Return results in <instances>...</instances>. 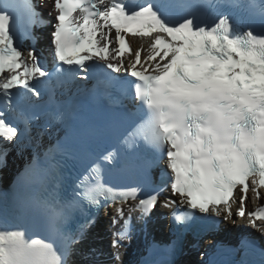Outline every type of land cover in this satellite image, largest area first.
Listing matches in <instances>:
<instances>
[{"label": "snow or ice", "instance_id": "6c2138e0", "mask_svg": "<svg viewBox=\"0 0 264 264\" xmlns=\"http://www.w3.org/2000/svg\"><path fill=\"white\" fill-rule=\"evenodd\" d=\"M206 4L207 0H51L45 18L33 0H0V165L13 149L23 156L31 148L25 168L34 171L37 183L54 182L56 168L71 173L86 145L82 141L78 147L69 146L72 105L59 111L39 105L41 86L49 85L52 93L74 79L87 62L110 80L113 73L131 78L124 83L139 101L137 110L144 119L129 135L143 137L156 150L153 162L165 160L160 183L154 184L145 169L135 186L109 187L100 178L101 162H114L117 152L105 151L90 159V167L66 197L50 206L54 214H60L59 208L70 215L76 209L84 213L85 205L97 212L115 205L111 223L119 228L111 246L116 261L121 242L131 239L133 213L146 223L158 205L173 209L178 223L196 212L232 223L246 219L245 226L264 236V205L246 208L248 199L264 197V33L251 27L234 32L227 15L208 22L201 16ZM17 10L23 11L30 27H51L52 69L41 62L34 47L22 49L12 31ZM260 11L264 15V4ZM129 34L146 38L147 47L142 43L133 51ZM104 131L97 128L91 134L103 136ZM56 155L62 159L55 160ZM42 158L52 162L41 166ZM172 197H179V204ZM180 207L186 211L180 213ZM92 223L94 213L78 230H65L58 249L45 240L26 239L24 231L7 230V220L0 219V264H74L72 256ZM244 243L254 247V242ZM92 253L99 255L95 249Z\"/></svg>", "mask_w": 264, "mask_h": 264}, {"label": "bare ground", "instance_id": "6f19581e", "mask_svg": "<svg viewBox=\"0 0 264 264\" xmlns=\"http://www.w3.org/2000/svg\"><path fill=\"white\" fill-rule=\"evenodd\" d=\"M138 41L145 42V40H139V39H138ZM139 246H140V245H135V247H132V248H133L134 250H138ZM127 259H128L127 256L124 257V261H125V262H127Z\"/></svg>", "mask_w": 264, "mask_h": 264}]
</instances>
